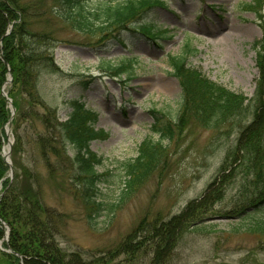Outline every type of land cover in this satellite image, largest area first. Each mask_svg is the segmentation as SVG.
Listing matches in <instances>:
<instances>
[{
	"label": "rangeland",
	"instance_id": "obj_1",
	"mask_svg": "<svg viewBox=\"0 0 264 264\" xmlns=\"http://www.w3.org/2000/svg\"><path fill=\"white\" fill-rule=\"evenodd\" d=\"M251 1L165 0L139 19L153 22L161 30L163 36L152 40L125 30L97 45L96 37L70 28L57 17L38 24L52 33L54 58L60 69L39 76L41 100L55 109L60 120L70 113L73 100L96 112L95 127L107 132L89 145L101 157L95 169L106 181L99 187L107 202L120 201L110 218L102 213L98 221L90 223L92 211L75 189L82 181L76 176L77 163L71 159L74 150L67 146L66 164L72 173L63 175L54 166L56 156H48L53 165L41 157L37 145L31 143L29 122L22 120L19 130L24 136L17 161L38 171L44 201L65 213L59 238L63 246L79 250L85 257L106 255L140 223L146 228L181 211L219 173L239 133L236 124L244 121V114L210 127L190 111H183L182 88L168 56L183 53L184 43L190 42L197 51L186 54L189 68L251 98L259 76L263 73L264 77V60L258 64L254 49L263 30L254 8L247 5ZM259 2L256 7L262 6L264 15V0ZM61 38L69 41L58 42ZM125 57L137 61L128 73L116 75L106 68ZM152 110H157L162 123L170 125L171 136L161 140L162 148L150 173L127 187L123 181L131 178L125 176L124 163L137 156L144 139H160L157 128L161 124L155 121ZM34 125L40 130L38 121ZM233 166L224 168L233 177L225 200L217 208L225 206L241 186L243 176ZM261 213L264 208L231 218L213 214L187 226L164 256V264H264V237L251 229L253 217ZM126 255L117 254L107 264H148L150 258L149 253Z\"/></svg>",
	"mask_w": 264,
	"mask_h": 264
},
{
	"label": "trees",
	"instance_id": "obj_2",
	"mask_svg": "<svg viewBox=\"0 0 264 264\" xmlns=\"http://www.w3.org/2000/svg\"><path fill=\"white\" fill-rule=\"evenodd\" d=\"M163 1L0 0V240L4 233L1 220L9 227L8 240L1 242L0 264H107L120 253H126L127 257L149 253L148 264H164V256L187 226L213 214L221 213L225 218H231L251 209L264 208L263 73L257 80L254 95L248 98L242 92L209 79L201 71L189 68L186 54L197 49L188 41L184 43L183 53L168 56L172 73L182 88L183 111H190L210 127L233 121L243 114L245 119L236 124L239 133L234 146L225 155L219 173L206 185L201 195L188 201L181 211L168 219L151 222L146 228H142L140 223L106 255L85 257L81 251L61 244L59 238L62 236L65 213L44 201L38 171L17 161L24 136L19 124L27 120L33 133L31 143L37 145L47 165H53V162H48V156H56L58 163L54 166L63 175L72 173V168L66 164V158H69L67 146L74 150L71 159L77 163L76 176L82 181V185L75 189L82 194L87 209L92 211L88 215L89 222L98 221L96 218L102 213L108 218L112 216L120 201L107 202L102 197L99 185L106 178L95 169L101 157L89 148L92 140L106 136L107 132L95 127L96 112L87 110L82 102L73 100L70 113L60 120L55 109L41 100L39 76L42 73H58L60 69L54 58L56 45L52 43V33L40 29L38 24L50 16L57 17L70 28L96 37L97 45L125 30L138 32L152 40L163 36L161 30L153 22L139 19L150 9L162 6ZM257 4H260L259 0H252L247 5L254 8L263 30L262 39L254 43L260 65L264 60V15L262 6L256 7ZM57 41L67 42L69 39ZM136 63V58L125 57L117 65L108 63L106 68L119 75L128 73ZM8 73L11 80L6 90L15 108L12 116L7 99L1 93ZM152 113H157V110H152ZM10 117L12 179L8 176V165L2 155L4 126ZM36 121L41 126L40 130L34 125ZM155 121L161 124L157 128L160 139H144L137 156L124 163L125 176L131 178L123 181L127 187L150 173L162 148L161 140L171 136L170 125L162 123L156 114ZM232 164L233 170L243 176L241 186L229 196L225 206L217 208L216 205L225 200L226 189L233 177L224 168ZM253 218L251 229L264 237V213Z\"/></svg>",
	"mask_w": 264,
	"mask_h": 264
},
{
	"label": "water",
	"instance_id": "obj_3",
	"mask_svg": "<svg viewBox=\"0 0 264 264\" xmlns=\"http://www.w3.org/2000/svg\"><path fill=\"white\" fill-rule=\"evenodd\" d=\"M9 80H11V74L10 73L8 75V79L5 81L4 85L2 86V90L1 91H2V94L4 96H7V92L4 90V87H5L6 83L9 82ZM8 101L10 102V99H8ZM11 112L12 113L14 112V107L12 106V104H11ZM5 133L6 134H9L10 133V127H9V125H7L5 127ZM11 143H12V141L8 140V151L7 152H3V157H4L5 162L8 164V167H9V176L12 179V177H13V168H12L11 162L9 160V152H10V149H11ZM2 224H3V226H6L3 221H2ZM7 237H8V227L6 226V230L4 232L3 239L6 240Z\"/></svg>",
	"mask_w": 264,
	"mask_h": 264
},
{
	"label": "bare ground",
	"instance_id": "obj_4",
	"mask_svg": "<svg viewBox=\"0 0 264 264\" xmlns=\"http://www.w3.org/2000/svg\"><path fill=\"white\" fill-rule=\"evenodd\" d=\"M248 29H249V30H252L251 27H248ZM10 139H11V137H10ZM4 147H5V150L7 151V147H8L7 143L4 145Z\"/></svg>",
	"mask_w": 264,
	"mask_h": 264
}]
</instances>
